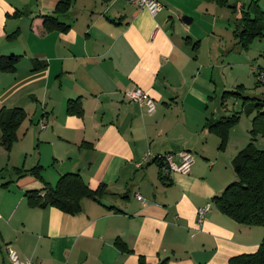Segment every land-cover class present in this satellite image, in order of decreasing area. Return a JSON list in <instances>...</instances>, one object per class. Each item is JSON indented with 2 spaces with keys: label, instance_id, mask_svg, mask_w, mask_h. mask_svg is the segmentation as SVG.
<instances>
[{
  "label": "crops",
  "instance_id": "1",
  "mask_svg": "<svg viewBox=\"0 0 264 264\" xmlns=\"http://www.w3.org/2000/svg\"><path fill=\"white\" fill-rule=\"evenodd\" d=\"M58 1L0 0V55L19 56L13 72H0V109L27 114L9 153L0 146V264H11L7 247L33 264H138L141 256L148 264H228L254 252L264 228L212 202L234 179L230 162L249 141L252 115L242 130L229 129L223 150L204 123L229 115L221 94L230 90V66L245 70L236 76L243 93L264 100L253 78L254 67L264 70V36L242 49L233 31L230 46V16L208 0H158L155 15L127 0H73L59 16L69 29L40 33ZM133 88L154 100L153 112L127 98ZM69 99L80 101L81 115L66 112ZM258 144L264 150V139ZM181 151L192 155L188 173L155 160L179 162ZM36 165L50 185L76 173L107 193L82 199L75 215L31 208L24 193L43 183L14 168Z\"/></svg>",
  "mask_w": 264,
  "mask_h": 264
},
{
  "label": "trees",
  "instance_id": "2",
  "mask_svg": "<svg viewBox=\"0 0 264 264\" xmlns=\"http://www.w3.org/2000/svg\"><path fill=\"white\" fill-rule=\"evenodd\" d=\"M73 0H59L54 7V13L43 15L39 27L40 33L52 30L66 32L69 25L60 20L59 16L65 14ZM218 5H223L226 0H208ZM238 23L234 29V37L242 49H247L257 38L264 36V10L258 5V0H250L245 7L240 8ZM10 37L12 35H9ZM19 61L16 54L0 55V72H13ZM36 69L37 66L32 67ZM258 83V82H257ZM260 84V83H258ZM230 97L240 98L242 110L234 111L230 115L208 117L204 128L219 137V149H223L228 139L230 127L236 124L240 115H252L249 141L232 159V169L236 180H232L223 191L212 198L217 209L234 219L236 222L264 228V150L256 148L253 144L256 136L264 137V100L258 97H249L243 93V86L238 85L233 90L223 91L221 105ZM66 112L81 115L82 108L78 99H69ZM27 114L23 108L0 109V146L7 153L17 139V130ZM162 166V159L156 158ZM161 168V167H160ZM42 167L36 165L30 169L14 168L17 175L30 174L43 183L38 190L26 191V203L31 208L55 207L62 212L75 215L82 210V199L99 200L107 193L106 186L100 184L96 189H91L82 177L76 173H65L59 176L54 185L42 181ZM5 184H2L4 186ZM115 245L121 251H127L121 240H116ZM138 264H148L141 256ZM158 264H168L166 260ZM228 264H264V233L262 241L256 250L251 253H242L229 258Z\"/></svg>",
  "mask_w": 264,
  "mask_h": 264
},
{
  "label": "built area",
  "instance_id": "3",
  "mask_svg": "<svg viewBox=\"0 0 264 264\" xmlns=\"http://www.w3.org/2000/svg\"><path fill=\"white\" fill-rule=\"evenodd\" d=\"M129 3L136 5L139 8L146 9L151 15H155L162 9V4L158 0H127ZM253 73L256 78V81L260 84H264V70L253 68ZM127 98L136 102L139 105H143L146 108L148 113H151L155 110L154 100L142 89L133 88L126 91ZM41 127H45V124L42 123ZM180 161L175 162L172 158V155L166 154L159 156L162 159V167L167 172H178V173H188L190 166L193 162L192 155L189 151H181L179 153ZM138 199H141L140 195H137ZM209 209V204H206L204 207L198 209V220L200 221L203 214ZM7 255L11 264H33L31 261H20L15 251L7 247Z\"/></svg>",
  "mask_w": 264,
  "mask_h": 264
},
{
  "label": "rangeland",
  "instance_id": "4",
  "mask_svg": "<svg viewBox=\"0 0 264 264\" xmlns=\"http://www.w3.org/2000/svg\"><path fill=\"white\" fill-rule=\"evenodd\" d=\"M248 2H249V0H226V2L223 5L216 4L219 7H217L214 3H212V5L214 7H216L217 11L218 12L220 11V13L222 15H224L226 13L228 16H230V20H229V17H228V21H227L228 22V26L227 27L230 28V46L232 44V42H231V36H232V33H233V31H234V29L236 27V22H237L236 16L240 12V6L242 4L247 5ZM227 3H228L229 6L227 5ZM258 5H259V7L261 9L264 10V0H258ZM233 35H234V33H233ZM233 55H234L233 53H230V62H231V57ZM244 71L245 70H244L243 67H239L238 68V67H231L230 66V74H228V76H227V73H225V75L227 77L230 76V90H233L238 85H241L240 83H238V82H241V81H236V76H237V74H242L243 75L244 74ZM253 78H255L254 75H253ZM255 80H256V78H255ZM243 82L245 84H248L247 79H243ZM249 82L250 83H253V81L251 82L250 80H249ZM260 85H264V84H260ZM224 107L225 108L227 107L230 110L228 112H224V114H229L230 115L234 111H241L242 110V102H241V99L240 98L235 99L234 97H230V98H228V99H226L224 101L223 108ZM245 115L246 114L243 112L240 115L238 122L236 124H234L232 127H230V129L232 128V129H236V130H240V129L242 130L243 129L242 127H243V121H244V119H248ZM247 121H249V119L246 120V122ZM263 139H264L263 136L258 135L256 141L255 140L253 141L256 148H259L258 146H260V145L258 143L261 142V141H263ZM225 146H226V144H225ZM225 146H224V148H225ZM27 160H28L27 163L24 164L26 167H30V166H32V164H34L33 163V158L31 156H28V159ZM5 166L6 165H4V163H3L2 167H5ZM3 170H2L3 172H6L5 169H3ZM3 175H5V174H3ZM232 175H233V178H234L233 180H236L235 174H234L233 169H232V163L230 162V178L232 177Z\"/></svg>",
  "mask_w": 264,
  "mask_h": 264
}]
</instances>
